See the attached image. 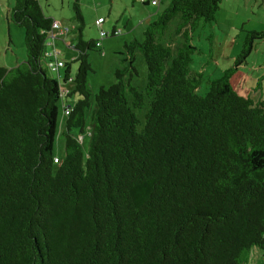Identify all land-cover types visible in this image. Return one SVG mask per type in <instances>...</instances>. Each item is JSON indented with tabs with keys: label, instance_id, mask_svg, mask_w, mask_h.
Listing matches in <instances>:
<instances>
[{
	"label": "trees",
	"instance_id": "obj_1",
	"mask_svg": "<svg viewBox=\"0 0 264 264\" xmlns=\"http://www.w3.org/2000/svg\"><path fill=\"white\" fill-rule=\"evenodd\" d=\"M79 2L68 32L77 58L56 70L48 64L61 60L47 50L56 22L39 0H14L7 16L24 29L26 58L0 66V264H255L254 250L264 257V100L241 96L232 80L264 31H243L233 66L199 95L193 36L216 22L222 0H170L141 41L125 44L114 83L93 95L89 53L117 29L85 40ZM136 52L148 69L142 88Z\"/></svg>",
	"mask_w": 264,
	"mask_h": 264
},
{
	"label": "rangeland",
	"instance_id": "obj_2",
	"mask_svg": "<svg viewBox=\"0 0 264 264\" xmlns=\"http://www.w3.org/2000/svg\"><path fill=\"white\" fill-rule=\"evenodd\" d=\"M73 2L74 0H39V4L47 17L52 18L62 29H73L76 24L73 20L75 15L72 8ZM79 3L84 15L83 37L85 40H102L100 37L101 31L96 25V20L100 17L105 20L102 25L105 31L111 32L113 27L122 30L120 35L103 38L102 43L105 41V46H102L99 52L90 51L89 53V61L93 72H90L88 82L94 95L100 87H109L114 83V72L122 64L125 44L134 39L142 40L147 25L143 24V21L149 16V10L147 7L142 6L139 1L135 4L137 7L133 8V0H80ZM165 7L166 2L161 5V10ZM221 7L234 15L226 12L218 13L216 22L201 24L193 36L192 42L198 48V53L193 56L190 69L203 74L198 90L199 95H204L207 92L210 80L221 77L223 70L227 68V62L229 68L233 66V60L229 61V57L231 58V55L236 57L242 50L246 36L245 32L264 31V0H222ZM150 10L153 14L157 11L154 7H150ZM128 22L129 25L126 26ZM174 24H172L173 27ZM234 25L236 30L232 28ZM59 31L53 30L52 34L49 35L47 50L49 52H59L57 56L61 62L71 63L77 58V52L71 46L76 35L71 32L69 35L61 37L57 34ZM24 36L23 28L13 23L8 24L5 17L0 16V66L10 68L16 64V61H18L17 63L25 61ZM233 39H238L237 45L228 44ZM106 53L107 56H105ZM136 57L135 66L139 72V77L135 79V83L142 88L148 78V69L144 56L136 52ZM218 57L221 65L214 61ZM229 62H231L230 65ZM72 65L73 72H76L78 69L77 64L73 63ZM241 67L238 68L232 80L234 90L240 93L241 96H250L251 88H256L258 83L262 82L264 93V79L261 81L262 75H260L262 73L261 69H264V42L255 45L247 64L244 65V68ZM217 69H219L218 73H216ZM51 73L55 77L58 76L57 71ZM60 73L64 75V69H60ZM247 76L249 79L245 84L244 79ZM76 101L72 99V102ZM62 107L63 104L60 101L57 134L54 141V156L58 157L59 160L63 159L65 153V143L60 138L65 122ZM138 116L144 120V111L141 114L138 113ZM87 117H90L89 113ZM88 140L89 135L86 133L83 138L85 149L88 148ZM254 255H256L255 264H264V257L261 252L254 250L252 256Z\"/></svg>",
	"mask_w": 264,
	"mask_h": 264
},
{
	"label": "crops",
	"instance_id": "obj_3",
	"mask_svg": "<svg viewBox=\"0 0 264 264\" xmlns=\"http://www.w3.org/2000/svg\"><path fill=\"white\" fill-rule=\"evenodd\" d=\"M138 1L141 3V5L142 6H145V7H147L148 8V12H149V16L146 18V19H144V21H143V24H149L150 22H152V21H154V20H156V18H157V14H158V12L159 11H161V5H164L165 4V2H166V5H168V3H169V1L170 0H159V5H157V6H154L153 5V3H152V1L153 0H146V5H144V3L141 1V0H133V4H132V7L133 8H135V7H137V5H135V4H137L138 3ZM13 3H14V0H0V16H2V17H5V20H6V22H8V24L10 23L8 20H7V16L9 15V13H10V11H11V9H12V7H13ZM150 7H154V8H156L157 9V11H156V13L155 14H153V12L150 10ZM222 7H223V5H222ZM222 7L220 8V10H219V13L220 12H226V13H229V12H227V9H225V10H223L222 9ZM222 14V13H221ZM230 15H234V14H231V12L229 13ZM100 18H102V17H100ZM100 18H98V19H100ZM97 19V20H98ZM96 20V21H97ZM105 23V20H104V22H103V24ZM102 24V25H103ZM129 25V22L127 23V25L126 26H128ZM146 25V26H147ZM103 28V27H102ZM117 29V27H113L112 28V30L113 29ZM234 30H236V26L234 25L233 27H232ZM104 30V29H103ZM112 32V31H111ZM111 32H108V33H111ZM238 39H239V37H238ZM238 39H233V40H231V42H229L228 44H232V45H237V43H238ZM104 40V39H103ZM102 40V41H103ZM263 43V42H262ZM102 44V46H105V41L103 42V43H101ZM71 46H72V43H71ZM105 56H107V53L105 54ZM234 58H235V56L234 55H231V58L229 57V61L230 60H233L232 62H234ZM215 62H217V64L218 65H221V62H220V59H219V57L217 58V59H215L214 60ZM17 62L18 61H16L15 63L17 64ZM15 64V65H16ZM231 64V62H229V65ZM13 67V66H12ZM219 68V67H218ZM227 68H229L228 67V62H227ZM226 68V69H227ZM242 68V67H241ZM243 68H244V66H243ZM261 69V68H260ZM225 70V69H224ZM223 70V71H224ZM261 71H262V73H260V75H262V77H261V81L264 79V69H261ZM72 72H73V65H72ZM219 72V69H217L216 70V73H218ZM197 73V72H196ZM197 74H199V73H197ZM201 76L203 75L202 73L200 74ZM248 79H249V77L247 76V77H245V79H244V83L246 84L247 82H248ZM263 83L262 82H260V83H258V85H257V87L256 88H251V94H250V96H243V97H250L251 99H253V100H255L256 102L257 101H259V100H264V93H263V85H262ZM68 87H70V86H68ZM236 91V90H235ZM238 93V92H237ZM240 94V93H239ZM241 95V94H240ZM74 99L76 98V100L78 99V97H73Z\"/></svg>",
	"mask_w": 264,
	"mask_h": 264
},
{
	"label": "built area",
	"instance_id": "obj_4",
	"mask_svg": "<svg viewBox=\"0 0 264 264\" xmlns=\"http://www.w3.org/2000/svg\"><path fill=\"white\" fill-rule=\"evenodd\" d=\"M153 3L156 4V2H153ZM102 23H103L102 19H98L97 24H98V25H101ZM53 28H54L55 30H60L59 33H57V34H58V36H62V37L67 36V35H68V32H70L69 28L62 29V28L59 26L58 23H55V24L53 25ZM121 33H122L121 30H115L114 33H113V35H114V36H117V35H120ZM106 35H107V32H106L105 30H101L100 36H101V37H104V36H106ZM54 53L56 54V56L59 55V52H54ZM48 56H49V57L51 56V57H54V58L56 57V56H54L52 53H49ZM51 61H52V60H51ZM53 62H55V61L49 62V64H48V66H49L50 68H52L53 70H56L58 67H61V68L64 67V65H63V63H61V61L56 62L55 64H54ZM67 113H68V112H67Z\"/></svg>",
	"mask_w": 264,
	"mask_h": 264
}]
</instances>
